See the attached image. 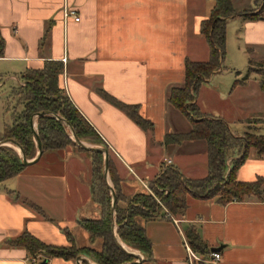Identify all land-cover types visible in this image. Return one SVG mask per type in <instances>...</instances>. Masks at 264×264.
<instances>
[{
    "label": "crops",
    "instance_id": "crops-1",
    "mask_svg": "<svg viewBox=\"0 0 264 264\" xmlns=\"http://www.w3.org/2000/svg\"><path fill=\"white\" fill-rule=\"evenodd\" d=\"M231 1L241 14L258 11L264 0ZM215 3L0 0L4 41L0 135L8 124L5 94L23 85L21 77L28 70H40L47 61L60 62L64 72L59 86L110 149L123 194L148 192L150 183L168 166L176 167L187 179L206 178V141L164 142L167 135L192 130L191 121L169 100L174 89L185 87L187 62L203 63L211 57L202 25L210 19ZM66 9L75 10L80 21L66 19ZM227 59L232 69L245 59L248 67L234 82L221 87L217 74L228 71ZM262 65L264 19H230L224 68L201 84L196 103L203 114L227 122L234 137L264 136V69L255 67ZM101 92L135 106L139 115L153 124L152 129H142ZM209 96L223 102L224 109L212 108ZM69 148L44 152L36 164L0 187V264H40L44 260L43 255L32 256L25 248L10 245L26 231L51 246L71 245L66 230L79 249L97 244L92 245L90 234L79 225L81 220L101 217L91 195V168ZM89 172L90 177L84 178ZM236 178L243 183L261 180V196L226 205L217 199L189 196L184 216L143 222L152 244L150 261L143 264H191V254L196 258L193 264H264V154L251 148ZM189 227L196 229L209 255L193 252L185 234ZM213 249H220L215 252L221 255L218 262L211 259ZM48 264L77 262L51 258Z\"/></svg>",
    "mask_w": 264,
    "mask_h": 264
},
{
    "label": "trees",
    "instance_id": "trees-1",
    "mask_svg": "<svg viewBox=\"0 0 264 264\" xmlns=\"http://www.w3.org/2000/svg\"><path fill=\"white\" fill-rule=\"evenodd\" d=\"M242 16L249 20L264 19V1L262 7L254 11L238 14L231 0H216L210 19L202 25V34L208 40L211 57L203 63L187 62L186 82L182 89H174L170 103L191 121L192 130L187 134L167 135L165 144H181L188 140H204L208 145L209 172L200 180L185 178L173 166L165 167L157 180L150 183L152 193L144 192L126 196L120 187L121 177L110 153V178L118 196L116 223L121 241L132 249L142 253L150 261L152 244L142 224L156 219L167 218V212L175 217L184 216L188 208V198L217 199L221 204L243 201L250 196H261L263 182L243 183L237 181L236 174L244 164L251 148L264 154V136L247 134L245 138L234 137L227 122L220 118L205 115L196 103L201 84L224 68L226 56L227 22ZM4 56V41L0 29V58ZM252 70V69H251ZM64 72L60 62L47 61L40 70H28L21 77L23 85L14 91L18 96V107L14 108L12 123L6 124L4 139L17 141L23 148L28 160L37 156V144L31 121L35 115L50 112L63 117L74 129L78 138L91 145L105 147L99 134L77 110L66 92L59 86V78ZM238 84V82H236ZM264 91V76L261 82ZM103 97L125 112L142 129H152L153 124L142 118L135 106L119 102L101 92ZM7 113V111H6ZM37 132L42 142L43 151L65 150L77 147L91 159V195L93 202L101 207L98 219H84L79 225L90 234L92 245L102 240L100 250L93 246L77 248L72 234L66 230L70 246L58 247L47 245L29 232H24L10 245L25 248L32 256L43 255L44 260L61 258L76 260L80 255L89 256L96 264H125L134 261L116 245L112 234L111 191L104 179V155L102 153L80 149L70 136V131L60 121L51 116H41L37 120ZM238 150L239 154L229 157V151ZM110 152V149H109ZM230 161V163H228ZM28 166L20 154L11 148H0V187L8 180L19 176ZM230 169V171H229ZM161 201L162 205L158 203ZM170 219V217H169ZM186 238L193 252L207 256L210 251L194 227L186 230ZM43 260V261H44ZM145 261V262H146Z\"/></svg>",
    "mask_w": 264,
    "mask_h": 264
},
{
    "label": "water",
    "instance_id": "water-1",
    "mask_svg": "<svg viewBox=\"0 0 264 264\" xmlns=\"http://www.w3.org/2000/svg\"><path fill=\"white\" fill-rule=\"evenodd\" d=\"M212 77V76H211ZM210 77V79H211ZM41 116H51L56 118L58 121H60L65 127H67L70 131V136L72 138V140L76 143V145L83 150L86 151H92V152H97V153H102L104 155V170H103V175H104V179L111 191V197H112V203H111V221H112V234H113V238L114 241L116 243V245L121 249V251H123L126 255H128L129 257L134 258V261L129 262V263H125V264H143L146 261L145 256L140 253L137 250H134L132 248H129L127 245H125L121 239L118 236L117 230H118V226L116 223V211H117V204H118V196L117 193L113 187V184L111 182V178H110V168H109V164H110V152L109 149L105 148V147H100V146H88L87 144H85V142L81 141L77 134L75 133L74 129L71 127V125L60 115H55L52 114L50 112H43L41 114L35 115L32 118L31 121V125H32V129H33V133L35 136V141L37 144V148H38V153L36 158L32 159V160H28L25 152L23 150V148L21 147V145L15 141V140H10V139H3L0 140V148L3 146H13L15 147L20 153V156L23 159V162L25 163V165L27 166H31L36 164L40 158L42 157L44 151L42 148V142L41 139L39 137V134L37 132V120L39 117ZM230 171V169H229ZM220 249H213L214 252L219 251ZM77 264H94L87 256L85 255H80L77 259H76ZM40 264H48V260H44L42 261Z\"/></svg>",
    "mask_w": 264,
    "mask_h": 264
},
{
    "label": "rangeland",
    "instance_id": "rangeland-1",
    "mask_svg": "<svg viewBox=\"0 0 264 264\" xmlns=\"http://www.w3.org/2000/svg\"><path fill=\"white\" fill-rule=\"evenodd\" d=\"M237 56H238V52H236L235 53V57L237 58ZM240 60H242V58H241V56H240ZM244 63V64H243ZM243 63H241L240 65H239V63H238V65H237V67H236V69H232L231 68V64H230V62H229V60L227 59V61H226V66L228 67V71H224L222 74H217V76H219V78H218V82L220 83V85H221V87H226L228 84H229V82H234V80H236L237 78H238V73H242V74H244L245 72H246V69H247V67H248V64H247V61H246V59L243 61ZM256 68H258V69H264V66L262 65V66H255ZM243 76V75H242ZM241 76V77H242ZM242 79V78H241ZM22 83H23V81H22ZM20 86H16L15 88H13L10 92H8V94H5V99H6V111H7V113H6V115H7V120H8V124H11L12 123V114H13V112H14V108H18V110L19 111H21V106H19L18 107V103H19V97L18 96H14L13 94H14V91L16 90V89H18ZM208 101H209V105L212 107V108H215V109H217V110H222V109H224V103L222 102L221 104H220V102L219 101H217V100H215L212 96H209L208 97ZM252 135H256V134H252ZM258 136V135H257ZM4 139V131H3V133L0 135V140H3ZM85 144H87L88 146H95V145H91L90 143H87L86 141H85ZM7 148H11V149H13L15 152H17L18 154L20 153L15 147H13V146H6ZM36 152L38 153V148L36 147ZM69 151L70 152H72L71 154L73 155H77V156H81V157H84L85 158V160L86 161H88V163H89V165H90V168H91V159H90V157L86 154V153H84V152H81L77 147H72V148H69ZM36 153V154H37ZM239 154V151L238 150H236V149H232L231 151H229V154H228V156L229 157H232V156H237ZM73 155V156H74ZM85 171V170H84ZM84 173H86V172H84ZM84 175V178L85 177H90V172H89V174H87V175H85V174H83ZM125 195V194H124ZM127 196V195H126ZM129 197V196H128ZM99 206V205H98ZM96 206L97 208H100L101 209V207L99 206ZM101 214H102V210H101ZM82 231V230H81ZM83 233H84V235H87V233L85 232V231H82ZM102 240H98V242H97V244L95 245V246H93L95 249H98V250H100L101 249V247H102ZM128 246V245H127ZM129 248H132V247H130V246H128Z\"/></svg>",
    "mask_w": 264,
    "mask_h": 264
},
{
    "label": "built area",
    "instance_id": "built-area-1",
    "mask_svg": "<svg viewBox=\"0 0 264 264\" xmlns=\"http://www.w3.org/2000/svg\"><path fill=\"white\" fill-rule=\"evenodd\" d=\"M64 15H65L66 19L73 18L75 20V22H79L80 21V17L78 16V14H77V12L75 10L66 9ZM228 163H230V161ZM147 190H148L149 193H152L150 188H147ZM158 203L162 205L160 200H158ZM166 212H167V215L170 216L169 212L168 211H166ZM190 257H191L190 258V262H191V264H193V262L196 260V258H195V256H193V254H191ZM211 259H212L213 262H218L221 259V255L219 253H215L214 252V253L211 254ZM34 262H35V260H34Z\"/></svg>",
    "mask_w": 264,
    "mask_h": 264
}]
</instances>
